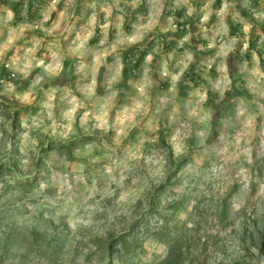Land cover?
<instances>
[{
    "label": "clouds",
    "instance_id": "1",
    "mask_svg": "<svg viewBox=\"0 0 264 264\" xmlns=\"http://www.w3.org/2000/svg\"><path fill=\"white\" fill-rule=\"evenodd\" d=\"M0 264H264V0H0Z\"/></svg>",
    "mask_w": 264,
    "mask_h": 264
}]
</instances>
